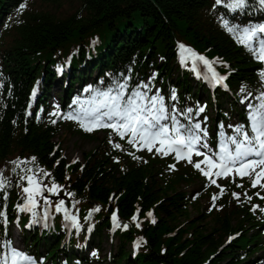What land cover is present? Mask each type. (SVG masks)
I'll return each instance as SVG.
<instances>
[{
  "label": "trees",
  "instance_id": "16d2710c",
  "mask_svg": "<svg viewBox=\"0 0 264 264\" xmlns=\"http://www.w3.org/2000/svg\"><path fill=\"white\" fill-rule=\"evenodd\" d=\"M22 1L0 0V20L8 10L19 9ZM52 1L75 9L64 16L45 10L27 12L2 32L11 40L4 44L1 40L0 49V81L4 85L0 88V164L11 158L35 156L36 163L62 186L59 195L67 196L74 210L99 207L93 238L105 237L108 215L116 211L129 225L116 233L119 244L115 257L121 264H261L260 230L249 212L216 213L209 229L197 225L208 218L199 214V220L180 228L179 217L190 216L183 195L178 193L183 175L164 180L153 164L138 166L125 161L107 140L95 135L87 137L96 145L85 155V162L69 164L54 141L58 126H43L25 110L33 78L44 74L48 85L56 74L51 67L64 63L69 53H73L70 83H81L88 70L124 68L133 59L132 69L138 67L136 60L143 66L157 64L161 78H174L182 93L194 92L189 73L177 68L174 61L178 41L229 63L221 70L233 72L231 85L251 80L250 59L209 16L216 14L215 0ZM90 39H96L95 43ZM10 175L11 181L17 179L12 172ZM7 191L9 199L19 197L14 184ZM148 212L153 213L155 223ZM61 224L57 216L52 237L43 236L48 246L58 244ZM33 235L38 236L35 232ZM230 235L237 237L224 246ZM36 240L40 242L38 237ZM138 240L139 247H134ZM129 242L137 251L135 259L130 258Z\"/></svg>",
  "mask_w": 264,
  "mask_h": 264
},
{
  "label": "snow or ice",
  "instance_id": "6c2138e0",
  "mask_svg": "<svg viewBox=\"0 0 264 264\" xmlns=\"http://www.w3.org/2000/svg\"><path fill=\"white\" fill-rule=\"evenodd\" d=\"M257 6L259 10H264V0H215L213 8L223 7L226 13L231 15V20L225 15L220 17L222 27L237 44L249 51L259 64L264 65V22H233L238 16L249 14ZM25 7L24 3L20 4L21 11ZM178 48L181 51L182 66L186 64L185 53H187L188 58L192 59V71L196 72L197 78L201 76L197 69V61H199L205 66L203 79L213 87L219 85L227 90L228 85L225 83L227 76L215 70L214 61H209L183 44H179ZM257 76L260 83L258 95L254 96L246 85H241L239 90L242 94L239 103L245 105L246 124H229L231 134L218 130L215 148L209 143L208 129L203 126L207 117L203 118V122L197 119L201 113L205 112V106L198 105L195 109L178 108L174 103L178 99L175 90H172L168 97L173 103H167L159 89L153 91L154 75L147 82L133 83L130 74L121 73L113 77L109 83L101 80L99 85H88L83 90L88 93V96L83 99L80 96L74 98L72 105L75 107L70 106L71 110L67 113H62L57 107V110L50 114L55 118L51 122L55 124L59 118L74 121L88 133L110 129L108 142L114 149L126 150L121 143L114 142L113 137L116 136L120 140H126V143L136 151L146 150L161 156L174 155L177 162L185 161L192 165L207 178L210 184L219 188V193L211 197V208L216 207L215 201L225 191L224 186L217 182L219 178L232 177L235 182L237 176L241 179L247 177L251 188L258 189L254 195L264 200V195L261 194L264 192V67L258 69ZM3 87V83L0 82V88ZM8 94L11 95V89ZM35 94L34 88L32 95L35 96ZM250 98H254L256 103H252ZM178 117H183V122ZM219 127L223 129V123ZM128 154L134 159H141L133 152ZM194 157L201 159H194ZM36 160L35 156L17 157L8 163L12 165L10 171L17 177L16 186L23 195V203L17 205L18 210L29 212L35 218L34 209L38 207L39 200L43 199L46 205L44 219L47 220L49 201L45 193L59 195L62 186L51 178V173L41 168ZM169 167L174 168L175 165ZM45 180L49 183H45ZM11 183L10 178L5 177L3 170L0 169V198L4 201L8 199L7 188L11 186ZM236 186L243 187L242 184ZM244 195L248 202H251L252 196H248L246 192ZM232 196L237 200L240 199V193L233 192ZM4 206L6 207V204ZM55 210L57 213H63L64 220L68 221L78 234L81 228L79 218L68 211L63 199L55 202ZM250 210L253 212L259 210L264 213V207L256 204H252ZM98 211H100L99 207L91 209L84 220L87 221L93 212ZM152 215V212L147 213L148 217ZM0 217L7 223L4 211H0ZM111 219L113 228L120 226L117 223L116 212H112ZM132 220L136 221L137 216L133 215ZM32 222L38 221L33 219ZM152 222L155 223V220ZM136 226L140 227L139 222ZM127 227L128 225H123L124 229ZM142 239L141 237L140 240ZM231 239L233 237H229V240ZM140 240L134 242V247H139ZM92 255L96 256L97 253L93 252ZM0 264H39V262L22 250L12 247L11 242L8 241L4 248L0 249Z\"/></svg>",
  "mask_w": 264,
  "mask_h": 264
},
{
  "label": "rangeland",
  "instance_id": "374dc122",
  "mask_svg": "<svg viewBox=\"0 0 264 264\" xmlns=\"http://www.w3.org/2000/svg\"><path fill=\"white\" fill-rule=\"evenodd\" d=\"M26 7L21 11V13H27V12H35L40 10L49 11L54 15L58 16H64L70 12H72L75 8L71 5H63L60 7L58 3H55V1L49 2V0H26L24 2ZM5 19L4 21L0 20V29L5 25ZM5 42L10 41V37L4 38ZM95 70L93 71V73ZM51 93H55V89L52 88ZM62 95V92H60V96ZM102 136V135H101ZM55 143H57L60 146L61 151L63 152L64 158L66 159L67 163H84V157L87 153H90L95 146V143L81 137L79 134L75 133L72 130H67L65 128L61 129L58 132L57 137L54 139ZM200 184H191L188 186H182L179 187L178 193H182L184 196L186 195L188 200V213L189 217L186 219L185 217H179L178 223H180V228H184L186 225H188L191 221L199 220V214L207 215V219L203 222L199 223L197 225L204 226L206 229L211 228L213 225H211V220L214 218L215 214L214 211L210 212L209 210L211 208L207 197L200 198L198 200L193 199V193L198 189ZM185 196V197H186ZM186 198V199H187ZM186 203V202H185ZM232 206L228 205L225 207L224 210L230 211L232 210ZM235 219L233 222L235 223ZM13 236L16 235V230H13ZM190 234V233H189ZM226 239V238H225ZM118 243L116 241L110 242L108 239H103L101 241L100 249L102 251V255L105 253H108L109 251H114L117 247Z\"/></svg>",
  "mask_w": 264,
  "mask_h": 264
},
{
  "label": "bare ground",
  "instance_id": "6f19581e",
  "mask_svg": "<svg viewBox=\"0 0 264 264\" xmlns=\"http://www.w3.org/2000/svg\"><path fill=\"white\" fill-rule=\"evenodd\" d=\"M45 70H46V68H45Z\"/></svg>",
  "mask_w": 264,
  "mask_h": 264
}]
</instances>
